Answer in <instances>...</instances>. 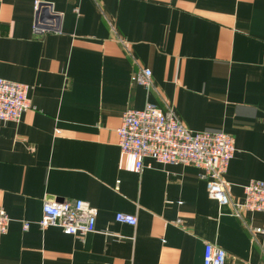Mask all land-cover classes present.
Masks as SVG:
<instances>
[{"label":"crops","instance_id":"0c3cea01","mask_svg":"<svg viewBox=\"0 0 264 264\" xmlns=\"http://www.w3.org/2000/svg\"><path fill=\"white\" fill-rule=\"evenodd\" d=\"M33 1L0 0V78L26 84L31 105L18 123L0 121L11 220L0 264H202L205 243L225 264H264L263 213L219 206L191 166L146 158L137 171L117 144L122 114L152 103L193 132L233 138L231 202L264 181V0H44L61 17L44 36ZM50 198L87 202L95 230L41 229Z\"/></svg>","mask_w":264,"mask_h":264},{"label":"built area","instance_id":"2783aa9c","mask_svg":"<svg viewBox=\"0 0 264 264\" xmlns=\"http://www.w3.org/2000/svg\"><path fill=\"white\" fill-rule=\"evenodd\" d=\"M32 31L44 36L60 33V14L44 0L33 1ZM138 83L145 89L152 86L150 70L138 75ZM26 84L0 78V121L18 123L31 105ZM118 147L123 154L135 160L140 171L143 160L150 158L159 164L191 166L199 171L206 183L208 197L219 206H231L240 217L239 210L264 214V181H251L244 188L241 203L231 202L224 175L232 160L235 147L233 138L222 132H193L187 129L172 110L162 111L155 104L146 103L142 109H128L121 116L117 129ZM97 210L83 200L55 198L43 202L41 229L57 227L64 234L83 238L95 230ZM10 218L0 206V235L7 232ZM115 221L136 226L135 216L117 213ZM180 223V220L178 221ZM28 224H23L26 230ZM260 232L259 229L255 230ZM226 254L216 245L205 243L202 264H225Z\"/></svg>","mask_w":264,"mask_h":264}]
</instances>
